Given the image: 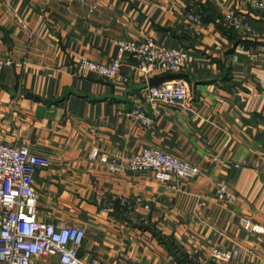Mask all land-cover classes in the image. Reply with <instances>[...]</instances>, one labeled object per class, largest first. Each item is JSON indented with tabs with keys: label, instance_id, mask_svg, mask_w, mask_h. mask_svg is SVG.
<instances>
[{
	"label": "crops",
	"instance_id": "0c3cea01",
	"mask_svg": "<svg viewBox=\"0 0 264 264\" xmlns=\"http://www.w3.org/2000/svg\"><path fill=\"white\" fill-rule=\"evenodd\" d=\"M258 0H0V142L49 158L34 187L40 218L84 227L85 264L119 256L142 264H264V13ZM195 7L203 20L188 29ZM233 13L246 30L230 26ZM152 39L189 54L181 73L145 74L129 55L114 78L82 66L109 64L123 40ZM175 79L184 105L160 103L150 128L126 111L152 106L150 86ZM157 147L199 165L168 182L152 171L107 165ZM225 184L238 201L224 204ZM138 202L131 211L114 198ZM148 206V207H147ZM239 249L232 260L215 250Z\"/></svg>",
	"mask_w": 264,
	"mask_h": 264
},
{
	"label": "built area",
	"instance_id": "2783aa9c",
	"mask_svg": "<svg viewBox=\"0 0 264 264\" xmlns=\"http://www.w3.org/2000/svg\"><path fill=\"white\" fill-rule=\"evenodd\" d=\"M255 8L264 13V0H258ZM188 29L200 32L203 20L195 7L187 12ZM226 22L240 30L248 29L242 19L233 13L225 16ZM119 52L109 64H98L84 60L82 66L101 76L116 77L123 64V56L129 55L136 68L145 74L181 73L188 68L189 54L182 49H170L152 39L123 40L118 43ZM3 63L0 62V68ZM144 102L152 106L149 114L143 107L126 111V117L144 128L152 127L162 111L159 104L184 105L188 89L180 79L148 86L143 92ZM50 166L47 157L32 153L25 147H12L0 142V264H85L79 258V249L86 237L84 227L63 222H47L40 218L39 194L34 187L38 169ZM112 173L126 171H152L156 178L168 182L174 178L194 179L202 175L203 169L194 163L164 152L157 147H148L122 161L107 165ZM264 173V165L261 166ZM218 200L232 204L239 197L225 184L217 188ZM128 210L138 202L128 198H114ZM148 207V206H147ZM245 230L264 233V228L250 218H242ZM239 254V249L230 252L215 250L212 260L226 262ZM90 264H142L139 260L119 256L112 263L93 260Z\"/></svg>",
	"mask_w": 264,
	"mask_h": 264
},
{
	"label": "trees",
	"instance_id": "16d2710c",
	"mask_svg": "<svg viewBox=\"0 0 264 264\" xmlns=\"http://www.w3.org/2000/svg\"><path fill=\"white\" fill-rule=\"evenodd\" d=\"M160 84V83H159ZM156 85V84H155Z\"/></svg>",
	"mask_w": 264,
	"mask_h": 264
}]
</instances>
